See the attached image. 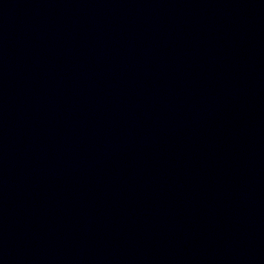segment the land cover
Wrapping results in <instances>:
<instances>
[{"label": "water", "instance_id": "95a60500", "mask_svg": "<svg viewBox=\"0 0 264 264\" xmlns=\"http://www.w3.org/2000/svg\"><path fill=\"white\" fill-rule=\"evenodd\" d=\"M0 264H167L0 151Z\"/></svg>", "mask_w": 264, "mask_h": 264}]
</instances>
